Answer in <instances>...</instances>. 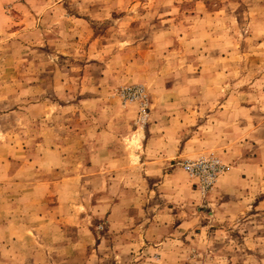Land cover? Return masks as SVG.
Segmentation results:
<instances>
[{"label":"rangeland","instance_id":"obj_1","mask_svg":"<svg viewBox=\"0 0 264 264\" xmlns=\"http://www.w3.org/2000/svg\"><path fill=\"white\" fill-rule=\"evenodd\" d=\"M0 264H264V0H0Z\"/></svg>","mask_w":264,"mask_h":264},{"label":"crops","instance_id":"obj_2","mask_svg":"<svg viewBox=\"0 0 264 264\" xmlns=\"http://www.w3.org/2000/svg\"><path fill=\"white\" fill-rule=\"evenodd\" d=\"M224 107V106H223ZM224 111V110H223ZM219 112H221V111H219ZM214 114V113H213ZM215 115V114H214ZM211 116H213V115H210V117ZM218 118V117H217ZM213 119H216V117L215 116H213ZM223 121H224V128L222 129V127H220L221 128V134H222V136H220L219 137V141H220V143L218 144V146H219V149H221L220 151L223 153V155H224V153H225V157H227L228 159H231L233 162H234V160H236L235 161V163H236V165H239V162H240V160H239V158H240V153H239V151H237V149H239V148H241V147H243V145H237L238 146V148H236V151L234 152V149H235V147H233L232 146V139H233V132H232V130H229V131H227L226 130V128H228V127H232V126H234V127H241V129L245 126V124H242V125H240L239 124V122L240 121H238V122H236V123H233V125L231 124V122L230 121H233V119H232V115L230 116V117H227V116H225L224 118H223ZM244 123V122H243ZM248 126H247V124H246V127L244 128V129H242V131H237L238 133H240V138H243L242 140H243V142L246 140V139H248V140H252L253 142H257V141H259V139H258V132H257V130H253L249 135L248 134H244V132L246 131L245 129L247 128ZM214 129H217L216 128V126L215 127H213ZM166 128H164V130H165ZM149 137V139H152V138H154V136H148ZM148 137H147V139H148ZM161 140H162V136H161ZM167 143V142H166ZM166 143H164L163 144V148L166 150V152H167V149H168V143L166 144ZM229 149V150H228ZM54 154V153H53ZM165 155V157H162L163 158V160H168V159H171V158H174V157H177L178 156V151H177V149H176V151H174L173 152V154L171 155V157H167V155H166V153L164 154ZM231 155H233L234 156V160L232 159V157H231ZM51 156H53V157H55V155H51ZM172 156H174V157H172ZM146 157H148V155H146ZM143 157H141V159H142ZM161 159V158H160ZM162 160V159H161ZM32 163H33V161H32Z\"/></svg>","mask_w":264,"mask_h":264},{"label":"built area","instance_id":"obj_3","mask_svg":"<svg viewBox=\"0 0 264 264\" xmlns=\"http://www.w3.org/2000/svg\"><path fill=\"white\" fill-rule=\"evenodd\" d=\"M219 168L218 161H198V162H188L183 165L184 171L190 175H198L204 171L216 172Z\"/></svg>","mask_w":264,"mask_h":264}]
</instances>
